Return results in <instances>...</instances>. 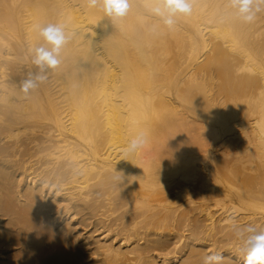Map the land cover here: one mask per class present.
I'll use <instances>...</instances> for the list:
<instances>
[{"label":"bare ground","instance_id":"6f19581e","mask_svg":"<svg viewBox=\"0 0 264 264\" xmlns=\"http://www.w3.org/2000/svg\"><path fill=\"white\" fill-rule=\"evenodd\" d=\"M150 3L113 25L86 0H0V264H244L228 220L264 229V10L195 0L168 29ZM47 23L76 35L25 95Z\"/></svg>","mask_w":264,"mask_h":264},{"label":"clouds","instance_id":"9594fccd","mask_svg":"<svg viewBox=\"0 0 264 264\" xmlns=\"http://www.w3.org/2000/svg\"><path fill=\"white\" fill-rule=\"evenodd\" d=\"M86 4L89 8L99 7L108 22L113 25L122 22L132 10V0H86ZM194 6L195 0H152V3L147 5V9L158 17L166 28L173 29L179 18L193 14ZM227 6L242 22L252 23L257 14L264 10V0H227ZM36 31L44 43L35 45L31 49L32 63L38 71L30 73L22 81L21 91L25 95L47 79L46 70H55L61 64V54L65 46L76 35L75 32L66 31V25L63 23L37 24ZM146 144L147 133L141 131L129 141L124 154L135 153ZM234 219L230 217L228 223L235 229L236 235L243 240L246 251L244 264H264V229L257 230L251 225L237 227ZM222 259L220 254H209L203 258V264H221Z\"/></svg>","mask_w":264,"mask_h":264}]
</instances>
